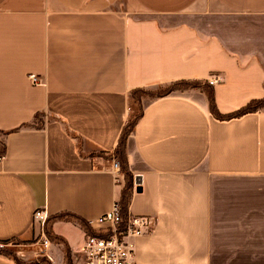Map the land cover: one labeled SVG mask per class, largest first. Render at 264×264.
I'll list each match as a JSON object with an SVG mask.
<instances>
[{
	"label": "crops",
	"instance_id": "crops-1",
	"mask_svg": "<svg viewBox=\"0 0 264 264\" xmlns=\"http://www.w3.org/2000/svg\"><path fill=\"white\" fill-rule=\"evenodd\" d=\"M212 73L221 113L264 96V0H0V240L30 238L43 208L52 264H74L119 200L130 90ZM125 155L124 211L151 221L135 264H264V108L218 119L200 91L147 99Z\"/></svg>",
	"mask_w": 264,
	"mask_h": 264
},
{
	"label": "built area",
	"instance_id": "built-area-1",
	"mask_svg": "<svg viewBox=\"0 0 264 264\" xmlns=\"http://www.w3.org/2000/svg\"><path fill=\"white\" fill-rule=\"evenodd\" d=\"M28 77L31 82L35 81L33 73H29ZM220 80L218 73L208 77L212 84ZM111 171L117 179L120 173L115 160L111 163ZM46 218L43 208L33 210L32 220L37 221L40 228L39 237L33 243L37 244L39 252L42 251V256L52 262V257L47 253L49 239L43 232ZM90 222L99 223V228L85 235L74 264H135L132 238L149 227L151 221L147 214L122 211L119 200L113 199L110 207Z\"/></svg>",
	"mask_w": 264,
	"mask_h": 264
},
{
	"label": "trees",
	"instance_id": "trees-1",
	"mask_svg": "<svg viewBox=\"0 0 264 264\" xmlns=\"http://www.w3.org/2000/svg\"><path fill=\"white\" fill-rule=\"evenodd\" d=\"M189 84V85H188ZM166 85H168L166 87ZM179 85H184L182 88L186 89H192V90H199L202 92L207 98L208 102V107L212 115L218 119H229L232 117H238L242 114H245L247 112H254L257 110H261L264 108V96L261 98H254L250 99L247 101L244 105L240 106L236 110L230 112V113H221L215 102V94H214V86L212 83L208 81V78H182V79H176V80H171L163 83H158L153 86L161 87L165 86L164 89L157 91L155 94L151 95V98L157 97V96H162L164 94H167L168 92L174 91L177 89L176 86ZM186 85H188L186 87ZM147 87H152V86H147ZM147 87H136L130 90L129 96H128V111H127V117L124 125L122 126L116 144L112 149L111 155L113 157L117 158V163L119 165V172L121 174V180H122V185L119 190V202L122 208V211L126 208L127 201L130 196V190H131V172L127 166V161H126V155H125V139L128 134V132L132 129V126L135 122V120L138 118L141 112V108L137 113L132 112V107L131 103L136 102V100L133 99V95L136 91H141ZM179 88V87H178ZM132 100V101H131ZM2 147L0 148V153L2 151ZM10 242V239H3L0 240V254L5 255L10 257L8 254V251L11 249H7L3 247V243ZM15 263V259L13 257H10Z\"/></svg>",
	"mask_w": 264,
	"mask_h": 264
},
{
	"label": "rangeland",
	"instance_id": "rangeland-1",
	"mask_svg": "<svg viewBox=\"0 0 264 264\" xmlns=\"http://www.w3.org/2000/svg\"><path fill=\"white\" fill-rule=\"evenodd\" d=\"M189 85V84H188ZM186 85V87L188 86ZM168 85H166L167 87ZM184 85H179L176 86L177 89L174 91H188L189 89L186 88H182ZM179 87V88H178ZM165 86H161V87H157V86H152V87H147L141 91H136L133 95V99L137 101L131 103V107H132V112L137 113L139 111V109L141 108L142 102L150 99L153 95L155 94L157 91H160L162 89H164ZM192 90V89H190ZM196 91H199L197 89H195ZM42 116L39 114H37L35 116V123L36 124H40V122L42 121ZM113 160L117 161L116 157H113ZM118 179L121 180V175H118ZM99 224V223H98ZM46 226L44 223V230L43 232L46 235ZM67 230L68 233H72L73 231L71 229H65ZM40 234V228H39V224L37 221H35L33 223L32 226V234L30 236V238H28L27 240H18L17 238H13L10 239V242L7 243H3V247L7 249H11L10 251H8V254L10 255V257H13L15 259V261L17 262V264H52V262H49L48 259L45 256H42V251L39 252V249L37 248V244H34L33 241H35ZM47 236V235H46ZM48 237H50L48 235ZM47 237V238H48ZM66 251L63 250L62 256L60 258V256H55L56 262L54 264H67L64 263V257ZM69 255V259H70V254Z\"/></svg>",
	"mask_w": 264,
	"mask_h": 264
}]
</instances>
